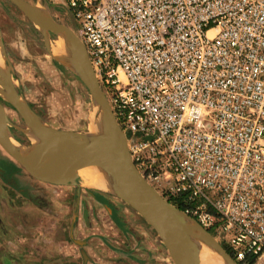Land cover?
Returning <instances> with one entry per match:
<instances>
[{
    "label": "built area",
    "instance_id": "obj_1",
    "mask_svg": "<svg viewBox=\"0 0 264 264\" xmlns=\"http://www.w3.org/2000/svg\"><path fill=\"white\" fill-rule=\"evenodd\" d=\"M61 1L137 171L264 264V0Z\"/></svg>",
    "mask_w": 264,
    "mask_h": 264
},
{
    "label": "crops",
    "instance_id": "obj_2",
    "mask_svg": "<svg viewBox=\"0 0 264 264\" xmlns=\"http://www.w3.org/2000/svg\"><path fill=\"white\" fill-rule=\"evenodd\" d=\"M4 258L10 264H173L156 232L125 202L82 186L77 195L76 187L40 183L0 149V264Z\"/></svg>",
    "mask_w": 264,
    "mask_h": 264
},
{
    "label": "water",
    "instance_id": "obj_3",
    "mask_svg": "<svg viewBox=\"0 0 264 264\" xmlns=\"http://www.w3.org/2000/svg\"><path fill=\"white\" fill-rule=\"evenodd\" d=\"M20 11L27 15L39 28L70 38L73 56L79 66L76 73L86 82L96 104L103 112L109 131L116 133L117 140L113 143L101 137L88 138L66 132L52 130L28 108L16 89L6 77L4 89L7 100L24 119L28 130H31L39 139L38 146L30 153L21 145L12 134L11 124L4 115L0 101V147L33 179L38 182L55 186L76 187V194L80 193L78 184L79 173L87 170H104L118 175L125 185V196H115L130 206L156 232L174 264H201L199 256L185 241L184 219L192 220L196 226L213 242L229 264H235L226 251L216 243L211 235L202 229L192 218L185 215L175 206L163 199L161 195L141 176L131 161L126 149V139L129 133L124 134L117 126L106 98L99 87L91 69L85 48L72 31L53 24L36 9L27 6L23 0H9ZM2 80V79H1ZM64 135L74 141L68 147L53 145L44 154L43 146L49 137ZM76 141V142H75ZM33 154V155H32ZM42 155H48L42 157ZM79 245L80 242H77ZM83 258L86 257L82 251Z\"/></svg>",
    "mask_w": 264,
    "mask_h": 264
},
{
    "label": "rangeland",
    "instance_id": "obj_4",
    "mask_svg": "<svg viewBox=\"0 0 264 264\" xmlns=\"http://www.w3.org/2000/svg\"><path fill=\"white\" fill-rule=\"evenodd\" d=\"M23 1L45 16L49 22L69 29L78 37V25L62 1ZM64 37L63 34L39 28L9 0H0V58L3 59L8 72V81L46 127L99 139L101 135L93 136L95 133L88 132V126L91 115L98 123L106 124L102 110L96 104L86 82L55 58V49L59 50L60 45L65 46L62 41L69 43ZM63 53L65 54V50ZM69 57L65 56L66 59ZM73 61L72 66L78 65L75 59ZM4 84L5 81L0 79V101L4 115L11 124L10 130L21 145L30 147L33 143L31 134L27 132L24 119L3 97L2 93H6ZM59 137L70 140L64 135ZM46 143L49 144L48 141ZM77 182L82 187L94 189L83 185L81 177ZM94 191L117 199L114 193L104 188L97 187ZM211 237L221 246L214 234ZM8 259L4 258L2 264H10Z\"/></svg>",
    "mask_w": 264,
    "mask_h": 264
},
{
    "label": "bare ground",
    "instance_id": "obj_5",
    "mask_svg": "<svg viewBox=\"0 0 264 264\" xmlns=\"http://www.w3.org/2000/svg\"><path fill=\"white\" fill-rule=\"evenodd\" d=\"M64 38H66L69 41V43L67 41H62V43H64L65 46L60 45L58 47L59 50L55 49V53H56L55 58L57 60H59L61 64L68 67L70 70L74 71V73H75V71L77 69L76 67L79 65L72 66V64H74V63H72V62H74L73 61L74 56H73V51L71 50V48L69 46L70 38L68 36H65ZM63 50H65V54L63 53ZM65 56H70L71 59H70V57H69V59L68 58L66 59ZM7 73L8 72H6V67H5V64L3 62V59L0 58V79L4 80L7 76L6 75ZM2 94H3V97L6 99L7 98L6 94H4V93H2ZM89 119H90V123H89L88 127H90L89 130H91V131L88 130V132H90L92 134L95 133L93 136L97 135V137H99L98 135H101L100 137L103 140L110 142V143L111 142L113 143L115 140H117L116 133H114L112 130L110 132L109 131L110 128L108 129L107 124L98 123L92 115ZM28 133L31 134L30 138H31V141L33 143H32V147L30 149H27V152L30 151V153H32L31 151L38 146L39 139L36 135L33 134V132L31 130H28ZM92 134H91V136H92ZM59 136H61V135H59ZM59 136H57V135L52 136V137H49L48 140H46V141H48V143L50 145L45 143V145L43 146L44 154H46V152L49 153L48 151L51 149V147L53 145L54 146L58 145L60 147L61 146H63V147L67 146L68 147L69 145L74 143V141H72V140H67L66 137H65L66 139H64V138H61ZM44 156H48V155H42V157H44ZM79 175L82 178L83 185L85 184V186L88 188H94L95 189L97 187H101V188H104V189L114 193L116 196H122L123 197L126 195L125 194V185H124L122 179L118 175H116L110 171L93 170L92 169V170H87V171L86 170L81 171L79 173ZM183 224H184V230H185V236H184L185 241L194 250L196 255L199 256L201 264H207V263H210V264H229L228 261L226 260V258L224 257V255L218 251V249L213 244V242L204 234L203 231H201L196 226V224L192 220L185 218Z\"/></svg>",
    "mask_w": 264,
    "mask_h": 264
},
{
    "label": "trees",
    "instance_id": "obj_6",
    "mask_svg": "<svg viewBox=\"0 0 264 264\" xmlns=\"http://www.w3.org/2000/svg\"><path fill=\"white\" fill-rule=\"evenodd\" d=\"M172 205H174L177 209L181 210V207L179 205H177L176 203L172 202ZM208 233L213 235V232H211V231H208ZM222 247L226 251V253H228L227 249L224 246H222Z\"/></svg>",
    "mask_w": 264,
    "mask_h": 264
},
{
    "label": "flooded vegetation",
    "instance_id": "obj_7",
    "mask_svg": "<svg viewBox=\"0 0 264 264\" xmlns=\"http://www.w3.org/2000/svg\"><path fill=\"white\" fill-rule=\"evenodd\" d=\"M222 246V245H221Z\"/></svg>",
    "mask_w": 264,
    "mask_h": 264
}]
</instances>
